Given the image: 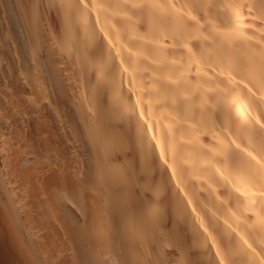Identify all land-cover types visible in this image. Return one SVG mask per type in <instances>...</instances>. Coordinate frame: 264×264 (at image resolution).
Segmentation results:
<instances>
[{
    "label": "bare ground",
    "instance_id": "obj_1",
    "mask_svg": "<svg viewBox=\"0 0 264 264\" xmlns=\"http://www.w3.org/2000/svg\"><path fill=\"white\" fill-rule=\"evenodd\" d=\"M0 264H264V0H0Z\"/></svg>",
    "mask_w": 264,
    "mask_h": 264
}]
</instances>
